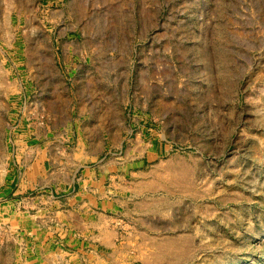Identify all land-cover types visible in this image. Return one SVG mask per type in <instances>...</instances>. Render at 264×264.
<instances>
[{"label": "rangeland", "instance_id": "374dc122", "mask_svg": "<svg viewBox=\"0 0 264 264\" xmlns=\"http://www.w3.org/2000/svg\"><path fill=\"white\" fill-rule=\"evenodd\" d=\"M88 169L126 262L264 264V0H0V264L111 255L69 244Z\"/></svg>", "mask_w": 264, "mask_h": 264}, {"label": "crops", "instance_id": "0c3cea01", "mask_svg": "<svg viewBox=\"0 0 264 264\" xmlns=\"http://www.w3.org/2000/svg\"><path fill=\"white\" fill-rule=\"evenodd\" d=\"M142 174L146 179H149V177L153 175L151 170L142 172ZM146 179L141 183L145 184V182L148 181ZM98 181L99 178L97 176V171L92 169H88L86 174L83 175V178H81L82 183L78 193L81 196H84L85 199H88L84 204L78 205L76 209L70 210L66 214L68 215L66 216L68 220V222L66 221V225L68 226L67 236L71 242L69 244L71 247L77 246L81 251L84 250L86 241L90 237L99 242L101 249L107 248L106 250H110L111 252L110 256L107 254L103 257L95 255V259H98L95 264H131L129 257L126 262L127 256L125 252H121L118 239L116 240L118 235L115 230L114 219L108 216V213L118 215L120 213L123 214L124 212H129L134 215L137 210L131 209L130 203H132L135 197H137L138 192L134 188L118 184V188L106 189L104 193H100L102 189L98 187ZM91 190H93V193L90 195L89 193ZM96 198L100 199L98 201H102L100 205L93 204L94 201L97 202ZM120 210L123 212H120ZM145 211L146 210L143 211L144 214ZM41 237L44 239L43 235H41ZM50 245L51 244H43L42 247H40V250H43L46 246L49 247ZM69 255L71 256L70 258L72 261H78L77 263L74 262L75 264H79L78 254L73 255L72 253H69Z\"/></svg>", "mask_w": 264, "mask_h": 264}, {"label": "bare ground", "instance_id": "6f19581e", "mask_svg": "<svg viewBox=\"0 0 264 264\" xmlns=\"http://www.w3.org/2000/svg\"><path fill=\"white\" fill-rule=\"evenodd\" d=\"M181 165H182V164H181ZM179 166H180V165H179ZM180 168L182 169V167H180ZM176 169H177V168H176ZM172 170H173V169H172ZM174 170H175V169H174ZM182 171H183V170H182ZM182 171H181V172H182ZM181 172H180V173H181ZM183 172H184V171H183ZM183 172H182V173H183ZM152 173H153V172H152ZM174 173H176V172H174ZM182 173H181V175H184V174H182ZM185 175H186V174H185ZM183 177H184V176H183ZM161 178L164 180V177H162L161 174H159L158 172H156V173L154 174V181L157 180V179H161ZM186 178H187V177H186ZM177 179H179V178H177ZM184 179H185V177H184ZM147 180H148V179H147ZM185 180H186V179H185ZM154 181H153V180H152V181H151V180H148V181L145 182V184H143V183L140 182L138 188H139V189H140V188H142V189H143V188H144V189H147V187H149V186H154V187H155V185L153 184ZM179 181H181V180H179ZM183 181H184V180H183ZM137 183H138V182H137ZM154 183H155V182H154ZM182 183H183V182H182ZM180 184H181V183H180ZM183 184H184V183H183ZM183 184H182V185H183ZM177 185H178V183H177ZM182 185H181V186H182ZM145 187H146V188H145ZM138 188H137V189H138ZM149 188H151V187H149ZM188 188H189V187H188ZM144 189H143V190H144Z\"/></svg>", "mask_w": 264, "mask_h": 264}]
</instances>
